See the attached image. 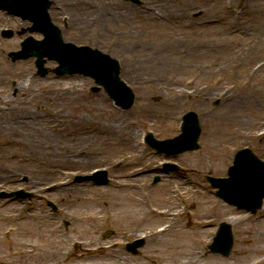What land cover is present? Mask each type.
<instances>
[{"label": "rangeland", "instance_id": "rangeland-1", "mask_svg": "<svg viewBox=\"0 0 264 264\" xmlns=\"http://www.w3.org/2000/svg\"><path fill=\"white\" fill-rule=\"evenodd\" d=\"M140 1L143 4L151 2L152 12L160 15H165L174 4L173 0ZM231 1L233 7L238 6L241 1L242 4L239 5L241 8L248 2V0ZM96 4L100 10H109L107 0H100ZM123 4L126 6L128 3L126 1ZM195 5L194 0L193 10L189 12V20L195 30H205L203 23L198 20L202 18L204 7L195 8ZM118 10L119 8L113 5L110 12L115 13ZM218 10L223 9L220 7ZM92 12L95 15L96 11ZM136 18L134 28H131L132 25L123 26L119 19H113L111 23H101L100 28L99 24L91 21L77 31L71 29L65 37L71 35V40L77 44L98 48L121 61V66L128 67L130 62L119 55L120 51L117 48L119 46L122 48L124 42L139 41L136 33L138 30H135L139 17ZM4 26L17 27V21L7 20ZM147 26L150 28L144 32V41L152 44L151 41L157 40V34L164 29L160 30V26L155 22L146 23ZM114 33L119 36L117 40L115 37L112 38ZM24 35L26 34H23L22 38ZM14 36L18 38L16 34ZM117 42L121 45H117ZM17 48H19L18 39L5 40L0 37V55H4L9 71L5 76L14 75L13 78L4 80V83L0 84L1 96L10 98L22 96L25 91L20 90L17 83L19 74L25 72L33 74L37 79L30 89H39L41 92L49 90V85L58 90L66 85H78L84 93L85 101L100 104L104 110L129 114L132 117L131 120L135 122L132 123L131 130L137 148L131 151L123 144L112 150L106 149L103 161L97 165L81 164L78 167L71 165V169L64 171L70 177L69 183L66 184L69 185L67 188L62 187L64 186L62 174L55 178L52 172L45 183H40L37 188L27 185L32 173L37 172L35 168L19 176L12 184L5 185L0 191L9 193L23 189L31 192L33 198L0 197V201L14 199L23 201V203H0V264H29L30 262H24L20 255L27 251L46 250H59L67 254L69 258L58 264H71V255L87 251H91L90 253L96 257V259L91 258L87 264H96L95 260L101 264H172L176 253L181 254L191 250L197 253L195 257L197 264H264V253L258 254L256 251L264 244L254 242L257 234L264 233V209L256 215L245 216L217 198L205 180V174L225 176L233 154L245 146L252 148L260 158L264 159V145L254 136L264 129L260 125L261 118L256 117L257 110L250 111L243 102L236 101L245 100L240 93L223 95L218 92L221 88L226 90L234 84L239 86L246 83L248 78L244 76L243 68L237 74L226 66L222 68L213 66L207 71L200 69L199 72L182 73L179 76L181 88L187 91L198 90L195 94L192 91L177 97L174 101V97L169 93L158 91L154 89L153 84L140 81L135 72L128 74L121 71L120 76L133 90L135 101L131 108L120 110L111 104L104 91L100 90L97 93L91 91V87L95 84L89 77L57 76L52 72L41 77L36 74L33 58L11 61L8 53ZM219 64L224 65V62L221 61ZM55 65L54 61L46 62L49 68ZM251 84L257 89H264V68L252 74ZM14 89H16L15 93ZM200 94L204 97L201 98ZM172 101L176 106L170 105ZM73 106L70 105V108L72 109ZM143 106H147L150 111L164 110L166 113L159 119H151L148 113L140 111V107ZM193 110L198 114L201 124L198 150L166 158L155 153L141 141L139 135L143 131H152L158 138L178 134L181 115ZM261 111L259 114L264 115V111L262 109ZM219 116L227 120L225 129L231 133L235 132V129L243 130L246 136L242 138L233 134L218 148H213L208 139V132L210 123ZM77 156H80V153H77ZM166 161L176 162L182 168V172L162 171V163ZM94 167L108 171L109 182L105 186L95 185L90 181H74L76 175H88ZM157 175L159 181L154 184L152 181ZM128 178L134 180L131 183L137 187L133 189L131 201L126 200L125 196H128L132 190L126 187L120 189L117 186L119 182ZM48 180L50 181L47 182ZM80 193H84L83 196ZM78 195L80 197H77ZM75 198L80 199L74 201ZM47 200L56 204L55 212L46 205ZM142 203L150 206L151 210ZM180 207H185L186 210L183 211ZM163 211L167 214L170 212L175 218L169 234L163 235L161 242L158 243L152 241L150 236L158 229L167 226V214L162 213ZM232 218L234 247L231 254L222 257L207 253L206 245L210 243L219 222ZM9 226H13L14 229L8 234L6 228ZM108 230L113 232L105 238L104 233ZM142 234L146 235L145 246L140 249L139 255L128 254L125 244L141 237ZM71 240L81 242L85 248L74 246ZM147 257L149 259H146Z\"/></svg>", "mask_w": 264, "mask_h": 264}, {"label": "bare ground", "instance_id": "bare-ground-1", "mask_svg": "<svg viewBox=\"0 0 264 264\" xmlns=\"http://www.w3.org/2000/svg\"><path fill=\"white\" fill-rule=\"evenodd\" d=\"M193 1L173 0L174 4L165 15L152 12L151 3H146L143 9L123 6L122 9L118 7L119 12L116 13L106 12L102 16L94 17L91 14L83 19L80 17L82 13L75 16L71 14V26L79 29L89 21L111 23L113 19H119L123 26L132 25L131 28H134L138 16V26L135 30H138L136 33L139 41L124 42L122 48H117L119 55L130 62L128 67H125L121 66L119 61L121 71L128 74L135 72L140 81L153 84L154 89L172 95L173 101L192 91L195 94L198 90L187 91L181 88L179 76L182 73L226 66L237 74L243 68L244 76L248 78L246 83L239 86L234 84L226 90L221 88L218 92L223 95L242 94L245 100L236 101L243 102L250 111L257 110L256 117L261 118L260 125L264 128V115L259 114L261 109L264 111V89H257L251 84L252 74L264 68V0H248L243 8L239 5L231 6V0H195V8L204 7L202 18L199 17L201 19L198 20L203 23L205 30H195L189 20ZM110 4L111 9L114 4ZM220 7L223 10H218ZM152 22L166 32L162 30L157 34L158 39L148 44L144 41V32L150 28L146 27V23ZM113 37L117 40L119 36L114 33ZM221 61L224 65L219 64ZM8 73L7 61L2 54L0 84L14 77L12 74L11 77L5 76ZM36 82L33 74L20 73L17 84L20 90L25 91L24 94L14 98L0 95V189L12 184L19 176L29 173L32 168L37 172L32 173L27 185L37 188L40 183H45L52 172L55 178L62 174V187L67 188V173L64 171L71 169V165H97L103 161L106 149L112 150L123 144L131 151L136 150L137 145L131 130L135 121L131 120L129 114L104 110L100 104L85 101L84 93L78 85H66L59 90L49 85V90L41 92L39 89H30ZM200 97L203 98L204 95L200 94ZM173 101L170 105L176 106ZM70 105H74L72 109ZM140 111L148 113L151 119H159L166 113L164 110L150 111L147 106L140 107ZM225 128L227 120L223 117L214 118L210 123L208 139L213 148H218L233 134L242 138L246 136L243 130L235 129V132L231 133ZM254 136L264 145V129ZM77 153H80V156H77ZM131 182L134 180L128 178L117 185L120 189L126 187L132 190L125 196L128 201L132 199L133 189L137 188ZM80 194L83 196L84 193ZM79 199L75 198L74 201ZM0 203L22 201L2 200ZM143 205L151 210L150 206ZM262 208L264 209V204ZM162 213L167 214L164 211ZM167 218V226L150 236L152 241L161 242L162 236L171 231L175 216L169 212ZM254 242L264 244V233L257 234ZM75 244L85 248L81 242L75 241ZM256 251L258 254L264 253V245ZM90 252L71 255V264H87L91 258L96 259ZM196 254L194 250L176 253L172 264H197ZM20 258L24 262L29 261V264H58L69 257L59 250H46L27 251L20 255ZM95 263L101 264L96 260Z\"/></svg>", "mask_w": 264, "mask_h": 264}, {"label": "water", "instance_id": "water-1", "mask_svg": "<svg viewBox=\"0 0 264 264\" xmlns=\"http://www.w3.org/2000/svg\"><path fill=\"white\" fill-rule=\"evenodd\" d=\"M45 40L39 44L34 51L26 52V47L23 51L14 54L13 60L29 55H36V64L40 74H45L46 69L42 67L44 56L49 59L57 60L59 66L55 69L57 74L64 73H83L93 77L97 83L102 84L107 92L116 97L118 102L123 107H129L132 102V93L127 89L128 101L120 100L118 94L123 92V87L118 83V67L114 60L108 59L105 55H101L105 63L102 66L96 67L91 63L88 64L87 57L89 54L97 56V51H92L87 47L75 48L73 44L59 49L53 40H50L48 34ZM58 49V50H57ZM97 54V55H96ZM97 90V89H95ZM184 125L182 134L173 139L163 142H153L151 137L148 141L152 146L158 148V144L163 146V149H158L159 152H165L167 155L178 154L184 150L197 148L196 141L200 132L199 124L196 115L191 112L187 113L183 118ZM263 164V165H262ZM260 166L264 167V162L260 161L249 149L240 150L234 159V165L228 169V178L216 179L208 177L211 186L219 188L217 194L226 200L228 203L235 205L239 209L250 210L252 213L258 210L260 201L264 198V171L260 170ZM101 179L97 182H106L105 172L99 173ZM259 175L262 177L257 182H251V176ZM79 179V178H78ZM53 206V205H52ZM143 245V240L134 242L128 246L129 250L136 252L138 246ZM232 245V236L230 227L222 225L220 232L216 237V241L210 246L212 252H221L225 255L229 253Z\"/></svg>", "mask_w": 264, "mask_h": 264}, {"label": "flooded vegetation", "instance_id": "flooded-vegetation-1", "mask_svg": "<svg viewBox=\"0 0 264 264\" xmlns=\"http://www.w3.org/2000/svg\"><path fill=\"white\" fill-rule=\"evenodd\" d=\"M44 4H47V13L51 21L62 32L66 34L71 32V0H42L41 6Z\"/></svg>", "mask_w": 264, "mask_h": 264}]
</instances>
